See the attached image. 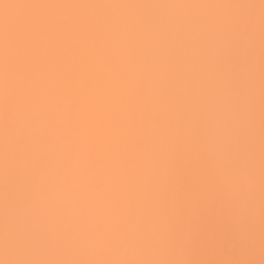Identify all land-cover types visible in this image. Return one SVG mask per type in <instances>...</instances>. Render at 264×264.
I'll return each mask as SVG.
<instances>
[{
  "label": "snow or ice",
  "instance_id": "obj_1",
  "mask_svg": "<svg viewBox=\"0 0 264 264\" xmlns=\"http://www.w3.org/2000/svg\"><path fill=\"white\" fill-rule=\"evenodd\" d=\"M0 264H264V0H0Z\"/></svg>",
  "mask_w": 264,
  "mask_h": 264
}]
</instances>
